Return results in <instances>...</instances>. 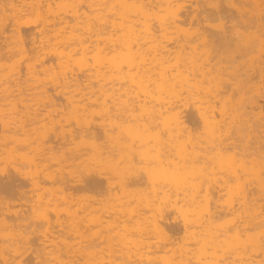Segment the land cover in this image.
<instances>
[{
	"label": "bare ground",
	"instance_id": "obj_1",
	"mask_svg": "<svg viewBox=\"0 0 264 264\" xmlns=\"http://www.w3.org/2000/svg\"><path fill=\"white\" fill-rule=\"evenodd\" d=\"M10 1L11 3H8L9 8L2 6L0 9L2 10V8L4 9L6 8L8 9V12H10V16L8 17L9 18L11 17V20H10L11 25L7 23L9 26H11L8 32L10 33V36L7 35L9 36V39L6 35L5 37L4 36H1V37L7 38L9 40V41L5 40V41H8L7 46L9 44L11 46L6 47V44H5V47H6L5 48L4 46L0 44L1 46L0 50H4V49L6 50V52H4L5 53L4 55H7L6 53L8 51H10V53L9 52L8 53L12 55L13 53L14 54L21 53V55H23L22 53L26 54V52H28L27 55H29V52H32L31 53L32 56H33V53H35V55L36 53H45L47 55L52 54V57L54 58L55 56V58L58 60L57 62L58 64H56L58 65L57 66L58 70L56 69L57 75L56 73H53L55 74L54 75L55 77L58 76L57 77L58 79H54L58 81V82L56 81L57 86L59 85L58 86L59 88L57 89L59 93L58 92L57 93L58 95L60 94L59 97L62 98L61 100L63 101V104H64L63 106L67 104V106H65L66 109L67 108L70 109L69 106L72 107V109L70 110L74 111L75 109L74 111L76 113L75 117L77 120L79 119L76 122H74L75 119L69 122L71 126L73 122L76 123V128L75 130H73L75 133L74 132L72 133V130L69 129L71 131V134L74 135L73 137H71V142H70V139L64 138L66 141L68 140L69 143L62 142L63 140H61V142L64 144V145L62 144L61 146L62 153H63L61 155L63 156L62 158H64L63 160L65 163V160H67L70 157L69 156L70 153L75 149L74 155L76 157H73V158H76L75 161L77 163H75L74 166H76L77 164V168L79 170V172L77 171V175L79 174L78 176H80V172L82 173L81 176L84 175L85 173L87 174V176H85L86 175L85 174L81 180L79 179L77 180L78 176L73 175V176H77L75 177L76 178L75 180H77V184H76L77 187H73V189L77 188L76 190H81L80 192L90 191L89 195L92 193L96 195L97 192L99 193L100 189L101 191L102 189H104L103 190L104 192L107 191V197H108V199H106L107 202L110 198L114 203V204H111L113 205V207L111 205L110 206L114 208L112 210H115L114 212L112 211V213L114 214L113 216L114 218H112L113 214L112 215L108 214L110 216L109 218L110 220H109L107 218L108 215L106 216L104 213L107 214V212L111 209V207L106 212L105 210H103L104 213L100 211L102 210V208L100 210L98 209L99 210L98 212L96 208V204H97L96 196L92 197V195H90L91 196V197L89 196L90 198H88L87 196L88 199L85 198L84 200L83 198H81V196L80 198L78 197L79 194H76L77 195L76 196L77 198H76L75 196H73L74 195L73 193H69V191H67L68 194L64 198H62L61 195H58L60 196L59 198L56 197L57 199L55 200L59 204L55 205L56 203L53 201L54 203L52 205H54V207L52 208L53 210H50V211H47L49 209V208L47 209V206L49 204L44 208L42 207V205H41L42 208L39 205V209H38L37 205L33 204L34 203L33 201L32 204L35 205L33 208L35 210V207H37L36 211L38 212V213L37 212L35 213H37L38 217L43 218V219L41 218L38 219L36 217L38 223L36 222V220L34 223L39 224V221L41 222V220H44L46 221V224H47V222H49L48 216H51L50 215L51 213L53 217H55L54 214L58 215L57 216L58 218L59 215L61 216L64 212H66L67 209H64L65 210L64 211L63 208H68L70 210L69 207L72 208V206L76 204V203L75 204L73 203V201H75L74 199H76L75 202H77V200L78 202L81 200L82 201L84 200V203L82 201L79 202V203H83V205L82 204L80 205L81 206L80 208H84L82 210L79 208L80 213L79 211L78 213L81 215V217L79 214L78 216L76 212H74L75 210L78 209V208L77 209L75 208L77 207V205L79 206V203H77V205L73 207L74 210H71L74 213L73 214L69 213V214L78 216V217L76 216L75 217L73 216V217L75 219L78 218L77 220H75L74 223H76V221L79 222L78 224L79 226L77 227L78 230L75 229L76 232L78 231L82 234L80 235L79 233V236H83L85 232L84 233L82 232L84 230L87 232L86 229L82 230V227L83 228L86 227L87 229L90 227L89 229H91V226L93 227L96 226L97 222L100 220V219L98 220L97 218L98 216L97 213H100V212H102L103 214L100 216L102 222L101 224H98L99 226L100 225L103 226L102 223L106 217L105 220L108 219L109 224L113 220H114V223L113 222L112 223L115 226L118 225L119 222H121L122 229L117 226L118 228L115 227L116 230H114L115 228L113 229L115 232L117 231V229H121L128 234L126 236V234L119 232V233H122V235L123 234L124 235L121 236L119 234L120 239L119 238L114 239L117 242H114V240H112L113 237L112 238L109 237L113 241L112 242L111 240H109L107 243L108 245L106 244L108 246L109 251L108 249H106V247L104 248V250L106 249L107 253L105 251H102L103 254L106 253L108 255L107 256L105 254L104 256L106 257L101 256L102 254H100V252L98 253L97 240H96L97 244H95L94 242L95 234H94L93 242H92V239L88 237L89 233H85L84 236L86 237V234L88 235L86 239L90 241V244L88 243V241L85 242V244L88 243V245H84V243H82L86 241V239L83 236L82 238L83 240L84 239L85 240L80 241L81 244L83 245H78L79 246L78 251L76 249L78 253L74 252L76 253L74 255H72L73 252L72 253L70 252L71 255H69V253L68 254L59 253L60 252L59 248H58L59 252L55 254L57 252V247L59 246L58 245L59 243H56L58 246L56 245V248H55L51 245L48 247L46 244L47 242L43 244L40 242L42 246H45V244L47 246V250L44 249L45 247L42 248V250L49 251V249L51 248V250L52 251L54 250L55 253H51V255L49 256H45V255L42 256V254L40 253L42 251L41 250L40 252L38 251L41 254V256L40 254L37 255L38 256L37 258H34L33 256V259L30 258L32 257L31 256L32 254L31 255L29 254L30 255V257L28 256L29 258L27 256L26 257L24 256L25 249L21 248V247H24L21 244L22 241L21 242L19 241L20 246L19 244H16V243L14 245V243L11 242V244H13V247L17 245L16 246L17 248L19 247L21 248V251L23 250V253L21 251H18L17 253L16 247H14L16 248L15 250L13 249L11 244H9L11 245L9 246L7 242L5 243L3 242L4 240H2L0 241L1 248L3 247L2 250L4 249L5 251L6 248H8V250L11 249L10 252H12V249H13L16 251L14 253L17 255L8 254L9 252L7 250H6L7 251V254H6V251L4 252L1 250L0 251V264H264V111L262 107L263 104L261 105L260 102L258 101L260 98L261 99L264 98L263 97L264 93L261 94L262 93L261 91L264 90L263 89L264 88V85H263L264 77H262L264 74L263 72L264 70L261 71V69H264L263 67L264 63L262 62L264 59V56H262L263 54H261L262 53L261 52L260 55L262 57L260 56V59L262 60L261 61L262 63H260V60L258 61L256 59L254 61L255 58L252 54L254 51L264 52V0H10ZM231 43H233L236 46V47L235 46L233 47H235V51H237V53L235 51L233 52L234 49H232ZM7 48H9V50ZM0 54H1V51H0ZM39 55L37 54L36 56L39 57ZM248 56H251V57L249 58ZM248 58H249V61H248ZM2 62H3V59H2ZM13 62L18 63V64H15L16 66L14 67H17L19 65V62L17 60H14ZM31 63H34V62H31ZM246 64L247 65L251 64V65L247 66ZM254 64H256L257 66ZM7 66L11 67V63L8 64ZM7 66L4 65V67H7ZM31 66L32 64L30 65V67ZM9 67H7L8 71H9ZM258 67L259 68L263 67V68H260V71L256 72ZM11 70L12 69L10 68V71H9L10 73H11ZM15 70H18V68ZM250 70H254V72L252 71L253 73H251ZM44 71L45 70L43 69V71L41 72L44 73ZM31 76L33 75H30V77ZM258 76L259 78H257ZM260 77L262 80L260 79ZM34 78L35 76L32 77L33 80ZM39 78H40V75H39ZM44 78L45 76L43 78L41 77L40 79L36 77L35 80L39 81L40 83H38L37 81H34V82L40 85L41 84L46 85V83L48 84L49 81L48 82L46 81L48 78H45V79ZM260 80L263 82V84L262 83L260 84L257 82V81L260 82ZM251 86L255 88L256 92H253L255 91L253 90L254 89L253 88L252 89L253 91H251L252 93H250V95H247L252 88ZM21 87L18 89H21ZM33 87H36V85ZM43 89H44V86H43ZM43 89L41 90V93L43 94L47 93L48 91L47 88H45L46 90L45 89L43 90ZM257 95H260V97L257 98L258 97ZM26 96H29V94ZM15 100L18 101L17 99H14V101ZM62 101H60V103H62ZM22 102L20 103L23 104ZM35 102L37 103V101ZM117 102L119 104H124L123 107L125 106L128 109L127 110L124 107L125 109H123V114L125 113L130 114V112H127V111H129V109L131 110V106H132V109H135L136 107L138 109L137 111H139V112H135L136 109L133 110L136 113V115L138 114L139 115L138 117L142 116V118H138V119H141L140 123H138L136 120H135L136 122L134 121L135 122L133 123L134 126L127 125V124H132L130 122L131 121L133 122L134 119H137L134 117L136 116L134 112H132L134 114L133 115L134 119L133 117L131 118V116L128 118V120L132 119L131 121L126 120L128 115L126 117L125 116L122 117L123 122H126V121L129 122V123L126 122V124L124 123L125 126L123 125V122H121L122 120L121 118L119 121L120 123H122L121 126L126 127L125 129L127 130V132L130 129H132L133 131V129L135 130L137 128L139 133H140V130H141V134L142 132L144 133L145 138H143L144 139L143 140L140 137L142 141L139 144L140 146L138 148L142 149L144 147V149H146L147 152L146 150L142 151L143 150L142 149L141 151L145 152V154L141 152L142 154H140L141 156L139 155L140 157L139 159L141 160L142 159L141 157L144 158V156L148 157V155L151 154L150 153L151 151L148 153L150 149L153 150L152 152H154L155 154V157H154L155 164L154 165L156 166H153V167L150 166V168L153 169L152 170L153 172L152 173L150 172L151 174L147 172L146 171L147 169L144 167L146 166V162H145L146 160L144 161L143 159V162L145 164L142 167H144V170L148 174L145 173V171L142 169L141 167L142 164L140 165L141 169L144 171L141 177L148 180V182L151 181V183L152 182L154 183L152 178H154L157 174H159L157 176L158 178L155 177L156 182L154 183L155 184L154 186H153V183L151 184L149 182V184L152 185L150 186L151 189H154L153 191H155L153 194L155 196L154 201L151 200L152 197L149 199L150 201H152L151 202L152 205L147 199L149 198L148 195L149 193H151L152 190L150 189V192L147 195V192H148L147 189H149L150 187L146 188V186L148 185L146 183L147 181L144 179H143L145 181L144 184H146L145 187L142 185L144 182L143 181L140 183V187H142V189L138 188L139 187L138 178H140V175L137 174L139 177L134 174L132 175V172H133V169L131 167L132 163H129L130 160H129V157H127V155L125 156L128 158L129 161L123 164L126 170L124 171L127 172V169L131 167L130 169H132V171L129 170L131 175L134 176V178L138 177L137 178L138 180L135 178L136 181L133 179H130L128 181L126 180L127 182L125 183L122 182L123 180L125 181V178L127 179L128 177L130 178L132 176L130 175L125 176L126 173L122 171L123 169L121 170V168H119L121 170V171L119 170V172L120 173L122 172L121 175L125 177L124 179H121L122 181L120 182L122 183L118 184L116 188L112 182L110 183L111 180L108 179V177L104 174L105 172V169H104V172L102 173L103 174L102 177L106 176L104 180L108 179L109 182L108 181L107 182L110 183V186L113 185L114 190L117 189L115 191L112 189L109 190L106 187V186L109 187V185H105V187L109 190L110 195H108V190L106 188H101L104 186V183L106 181L105 182L102 181L101 183L100 181L101 178L97 177L99 172L97 171L98 169L96 167L98 166L99 161L101 164L103 161L99 159V157H101L102 155L101 154L102 148L106 144V142H109V143L111 142L110 139L113 137H109L110 135H112L109 133L111 131L115 132L114 124L118 122L115 120L116 123L114 124L111 123V121H109V118L111 117H109L110 115L107 113L108 111L106 112L105 110H108V108H110L109 106H111V108L109 109L110 110L109 113L113 112L114 114L112 113L111 116L113 117L114 115V118H116L115 117L116 114L114 112L115 107L113 105L114 104L117 105L118 104ZM11 103L12 102H10V104ZM26 104H23V105H26ZM12 105L15 106L14 104ZM17 106L18 105H16V108L18 110L19 106L18 107ZM28 106H26L27 109H29ZM116 108H118V105L116 106ZM66 109H64L65 112L63 113H66ZM111 109H112V112H111ZM139 109L141 110V112ZM124 110L125 111L127 110V111L124 112ZM103 111L105 112L103 113ZM121 111H122V106H121ZM13 113H15V111ZM106 113L109 116L103 115ZM24 115L27 116L26 114ZM101 115L107 116L108 121L106 120V117L104 121L106 120L109 123L107 124L102 123L101 120L103 118L97 121L96 118L98 119V117H100ZM24 118H27V117H24ZM114 118H111V119H114ZM63 119H61L62 122H63ZM68 121L69 119L67 120V122ZM23 122H24V119H23ZM20 123L22 124V121ZM74 123L73 125L75 126ZM253 123H255L257 127H255ZM63 124L61 128H64ZM117 124L115 126H117ZM5 125L6 124H4V126ZM66 125H67V128H69L67 123ZM4 126L2 127L4 128ZM121 126H120V129H121ZM27 127H28V124H27ZM34 128H35L34 130L36 131L34 132L37 133L36 126H34ZM257 128H258V131L256 130ZM121 130H120V133H121ZM11 131H13V129ZM64 131H62V133L66 132ZM244 131H246V134L247 132L249 133L250 135L249 137H251L252 133L259 134L261 132V134L262 133L263 134L262 135L260 134V137H259L260 140H257V142H255L252 139L253 142L256 143L254 144L252 141L249 142L251 138L250 140H248L249 137L244 136ZM102 133L105 134L106 137L109 135L108 139L110 138L109 139L110 141L107 140L105 144L103 143L105 138L104 139H101L102 137L100 138V135ZM65 134L64 136H66ZM141 134L139 135L138 132L136 133L137 136L138 135L142 136ZM253 134H252V137H253ZM67 135H70V133ZM223 135H225V137L228 135L226 139L225 137H223L224 140L227 141L229 136H231L232 138L230 140L231 141L233 140L232 142L228 140L227 142H230V143H227V145L224 144L226 145V147L222 144V142L223 143L226 142V141H222L221 136ZM257 135H255V138L257 137ZM114 136L116 137V135ZM122 136H125V133ZM132 136L134 137L133 133H132ZM27 137L28 136H26V140L29 139V137L28 138ZM37 137L40 138L39 136ZM62 137H63V134H62ZM66 138H68V136H66ZM72 138H74L75 141L77 140L78 141L74 142L73 144ZM119 138H120L119 143L121 144L123 143V145L126 142L128 143V140L132 141L131 139H129L131 138L130 136L128 137V139L124 138L127 141L123 139V141L125 142L121 141V135H119ZM135 138L136 137H134V139ZM115 139H117L116 140V143H117L118 137ZM134 139L132 143L136 144L135 141L137 140L134 141ZM217 139H221V140L217 141ZM10 140L13 141V138L12 139L10 138ZM31 140H32V137H31ZM101 140H103V142ZM139 140L140 139H138V141ZM166 140L170 141L171 145H170V142L168 143L166 142ZM247 141L250 143V145ZM202 142H203V146L200 144ZM206 142L209 144L210 142H213L212 144L216 143L219 148H221V146H224V149H223L224 151L226 149L225 153L222 152L223 153L222 155L221 153H218L219 156L218 157L215 156L217 157V159L215 158V160H217L216 164H218L220 167L218 166L217 168V165L215 163L214 164L216 165V168L218 170H220L221 168V170L223 169L224 171L222 172L220 170L221 173L220 172L219 173L221 175L219 176V179L223 177L222 174L223 175L225 174L224 178H222L221 180L223 181V183L225 182L226 187L224 186V184L223 185L219 184L220 187L223 186L221 189L225 192V190L223 189L225 188L227 191L225 193H228V194H231L232 192L234 193V196H233L234 200H232L233 197L230 196L232 198L231 200L234 201V203L230 201V203H232L230 206L232 205L233 206L231 208L228 207L229 208L228 211H224L222 209V206L224 204L225 205L229 204L228 203L229 197H227L229 195H226L228 199L223 198V197L220 198L221 196H223L224 192L222 193L221 191H219L220 187L218 186L217 183L220 180L216 181L218 170L216 171L217 173L212 170L213 162H215L214 158H213L214 161L211 160L212 164H209L211 165V167L209 166V170L213 171L212 174L214 175V173H216L215 174L216 176H212L211 174L212 178H210V176H208L207 174L208 165L205 167L207 163L203 165L205 162H202L205 154L207 153V151H205L206 150L205 148H207L205 146L208 145ZM4 143L5 142H3V145ZM219 143H221V146L219 145ZM72 144L74 145L73 147L70 146ZM128 144H131V142H129ZM151 144H153V146ZM166 144H167V149H169L168 151L170 152H168L167 149L165 148ZM123 145L121 146L124 147ZM210 145H208V148H207V150L209 151L211 150L210 153L214 152V149L215 150L219 149V148H216L217 145L215 144L214 145L216 147L214 149H213L214 145L213 147L212 146L210 147ZM32 146H35V145L33 144ZM113 146L114 147H112V145L107 146L110 148L109 150L107 148L108 155H110V150H114V149H111V147L115 148L116 146L118 147L119 145H116V146L113 145ZM122 147L119 146L118 150L120 151V148H121V151H122V149H124ZM134 147L135 146L130 148L128 146V148L126 149L130 148L129 150H132ZM209 147L211 149H209ZM104 148H103V151H104ZM116 148L115 150H117ZM37 149L36 151L38 153ZM54 149L55 147L53 148V150ZM126 149L123 151L127 152ZM139 149L137 150L138 153H139ZM201 149H203L204 151ZM41 150H43L42 147L40 148V153H41ZM115 150L112 151V154L115 153ZM129 150L127 154H129L132 157V154H130ZM165 150L168 152V154H165ZM199 150L202 154L201 153L198 154ZM134 151L135 153L137 152L135 148H134ZM217 151L218 150H216L215 152L216 154L214 153L213 155H217ZM52 152L53 151H51V153ZM107 153L105 155H107ZM138 153H136L137 159L133 158L135 155L132 157V159H136L134 160L135 163L138 160V156H137ZM147 153L148 155H146ZM210 153L209 155H206L205 157L206 161L209 160V158L213 157L212 154L210 157ZM46 154H47V150H46ZM66 154H69L68 158ZM104 154L103 156H105ZM116 154L117 153H115V155ZM43 155H45V153H43ZM200 155H204L202 159H201L202 156ZM72 156L73 155H71L69 160L72 158ZM153 156L154 155L152 153L151 157ZM108 157L106 158L105 156L104 158L106 159L105 160L106 162L103 161L107 163L106 166H108V164L110 163H113L112 165H115V167L116 165H117V168L121 167L119 166V164L121 165L122 160L115 162L117 158L113 157L112 155L110 157H112L111 159L115 158L113 160L115 163L112 162V160H110V163H109L108 161L110 158ZM198 157L201 159V162ZM13 158H16V157H13ZM35 158L37 159V157ZM3 159H6V158L3 157ZM43 159L45 160L44 156H43ZM16 160L18 159L16 158ZM16 160L14 159V161ZM4 161L5 160H3V162ZM153 161H149V162H153ZM35 162L31 161V163L33 164ZM39 162L40 161H37V163L35 164L36 168L39 167L38 165H41L39 164ZM139 164L140 163H138V165ZM147 164L152 165L151 163H147ZM6 165H9V164H6ZM68 165L69 167L71 166L70 163ZM49 166L50 165H48V168ZM65 166L67 165L65 164ZM133 167H135V165ZM146 167H149V166H146ZM154 167L155 169H157L156 167H158L157 171L159 172V173H156L155 175L153 174L155 173ZM136 168L138 169V167ZM93 170H94V173L91 172ZM142 170L138 172L142 173L143 172ZM82 171H84L85 173L83 174ZM114 171L115 170H113V172ZM35 172H31V173L33 174ZM62 172H63V169H62ZM91 173L96 176L91 175ZM120 173H118V175ZM209 173H211V171H209ZM70 174H73V173H70ZM68 175L69 174H67V176ZM127 175H128V172H127ZM54 176H55V173H54ZM148 177H151V178L149 179ZM214 177H215V180L212 181ZM142 178H140L141 181H142ZM115 179H117V176ZM67 180H68V177H67ZM75 180H73V183L76 182ZM222 181H220L219 183H221ZM14 182H16V180ZM135 183L138 187L134 185ZM14 184L10 182L8 185L10 187L17 186ZM73 185L75 186V184ZM133 185H134V188H133ZM216 186H218L217 187L218 190ZM44 187L46 186L44 185ZM57 187H58L57 189H59V185ZM143 187H144V190L146 188L147 190L146 192L143 190ZM46 188L47 190L50 189L51 191L52 190L54 191V189L56 190V186L55 188H52V187L50 188V186H47ZM68 188L69 190L70 188H72L71 183L69 185L66 179H64V181L62 179V186H60L59 190L66 191L68 190ZM137 189H140V190H137ZM33 190H34V187H33ZM7 191H8V188H7ZM57 191L58 190H56V193ZM64 191H63V194H64ZM8 193L9 192L5 193V195ZM220 193H222V195H220ZM70 194H73L72 196L75 197L72 201L73 205L71 203V206L69 205L70 201L72 200L70 199L72 198L69 196ZM51 195L55 196L54 193ZM51 195L49 192V196ZM99 195L97 196V200L100 199V198L98 199ZM103 195L104 194H102L100 197H103ZM150 195L152 196V193ZM104 196L106 197V194ZM60 198H61V201L59 200ZM102 199H104V197ZM223 199L225 200L223 201ZM2 200L0 197L1 202ZM86 200H89L91 203L89 202L90 203L89 204L87 201L86 202L87 204H86L85 203ZM220 200L223 203H221ZM225 201L226 203H224ZM39 202H40V199H39ZM61 202L62 204L64 203V205L60 204ZM100 202L103 204L105 203L104 201H100ZM111 202L109 201L106 204H109ZM144 202H146V204ZM134 203H135V206H132ZM2 204L5 206L4 203ZM103 204H101L100 207H103ZM3 205L2 207L4 208ZM15 205L16 203L14 204V206ZM52 205L50 204V206ZM59 205H62V207L63 206L64 207L60 209ZM98 205L99 204H97V206ZM107 206L108 205L104 207H107ZM145 206L147 208H145ZM2 207L0 205V208ZM223 208L227 209V207H224V206ZM60 211H64V212L61 213ZM33 212H34L33 210L29 212L30 215ZM15 213L19 214V212L17 211H14V215ZM121 213H124L122 215L124 219L123 218L121 219L120 217ZM10 214L12 213L9 212V215ZM25 214L23 215L26 216L27 214L26 215ZM145 214L146 215L149 214V215H147L146 217ZM66 215H68L67 212H66ZM103 215H105L104 218H102ZM32 216L31 218H34ZM142 219L146 220L147 222H149V224L152 225L151 227H148L147 225L149 224H147L146 225L147 228L144 227L145 230L146 229L148 230V228L149 230L150 228H153V230L152 229L151 230H152V235L154 236H151L150 240L143 239L144 237L143 235H142L143 237L138 236V239L141 238L142 240L133 239L134 234L131 233L133 231L130 226L138 224V222H140L138 220L142 221ZM2 220L4 221L3 218ZM2 220H0V223H2L1 222ZM7 220L8 219H6L5 221V225H8L9 223ZM32 220L34 221V219ZM116 222L118 223L116 224ZM12 223H14V221ZM74 223L72 222V224ZM85 223H87V225H85ZM144 223L145 221L143 222L141 227L144 225ZM3 224L4 222L2 223V226H4ZM29 224H31V222ZM72 224L70 222V225ZM40 225H45V223L39 224V227ZM29 226H27V228ZM67 226H69V224ZM74 226H77V224H75ZM101 226L100 228H102ZM108 226H111V225H108ZM5 227L7 226H4V228ZM43 227L45 226H41V228ZM35 228H34V231L38 229L37 228L35 230ZM102 229H105V228H102ZM6 230H9V229H6ZM25 230L23 231L24 234H25ZM97 230H101V229H97ZM97 230L95 228V230L91 232H94ZM111 231L112 230L108 231L107 233H110ZM101 232L102 231H100V234ZM12 233L14 232H11V235H9V233L5 234L6 236L2 234L1 235L3 237L5 236L6 237V238L4 237L5 239H7L9 235V238H8L9 240L10 237H12L13 235ZM97 233L99 232L97 231ZM105 233L103 230V234ZM15 234L13 236L14 238L16 237L17 239V237L19 236H16L17 234L16 235ZM103 234L100 237H102ZM111 234H114V233H110V235ZM72 235L76 236V234H72ZM91 235H93V233ZM128 235H130V237ZM135 235L137 237V233ZM106 236L108 235H105V237ZM113 236H116V235L114 234ZM98 237L99 235L98 236L96 235L97 239ZM22 238L24 239V236ZM39 238L41 237H38V239ZM77 239L80 240L79 238ZM100 239L98 241H100ZM17 240H19V238ZM33 240H34L33 244L37 245V243H34L36 242V240L35 239ZM47 240L49 241V239ZM68 240H70V238ZM75 240L76 239H74L73 241ZM29 242H27V245L29 244ZM75 242H77V240ZM80 242L78 241V244ZM91 242L94 244H92ZM100 242L102 244V241ZM4 243L8 246H6ZM31 243L32 242H30V245L32 246ZM68 243L72 244L73 242L71 243L68 242ZM68 243H66L65 246L68 245ZM34 245L32 247L35 248ZM41 245L39 244L37 246L40 247ZM52 245L54 244L52 243ZM72 245L71 246L69 245L70 248L68 246L66 247L72 250V248L74 247V246L72 247ZM74 245H76L75 247H77L76 243ZM106 245H102V246H106ZM102 246H99L100 249L102 248ZM60 248L62 249V246ZM29 249L31 250L33 248L29 246ZM51 250L49 252L43 251V253L49 254L50 252H52ZM62 251L66 252L65 249H62L61 252ZM29 252L31 253L33 252V250ZM108 252L110 253L108 254ZM36 254L34 253V255ZM18 255L19 256L23 255V256H21L22 258H17L16 256Z\"/></svg>",
	"mask_w": 264,
	"mask_h": 264
},
{
	"label": "rangeland",
	"instance_id": "obj_2",
	"mask_svg": "<svg viewBox=\"0 0 264 264\" xmlns=\"http://www.w3.org/2000/svg\"><path fill=\"white\" fill-rule=\"evenodd\" d=\"M0 2H1V6H0V8L3 6V7H7V8H9V4L8 3H11V1L10 0H0ZM3 4V5H2ZM6 9V8H5ZM4 8H2V10L0 9V44L2 45V46H4L5 47V44H6V47H8V46H11L10 44L7 46V43H8V39H9V36H10V33H8L9 32V30H10V28H11V26H9L8 24H10L11 25V17L9 18L8 16H10V12H8V9H6L5 10ZM7 11V12H6ZM3 12V13H2ZM5 13V14H4ZM7 13V14H6ZM2 14V15H1ZM9 14V15H8ZM7 17H6V16ZM7 19V20H6ZM9 19V20H8ZM6 20V21H5ZM3 23V24H2ZM8 23V24H7ZM49 23H50V21H49ZM6 25V26H5ZM4 27H5V29H4ZM8 29V30H7ZM2 30H3V32H2ZM5 35L7 36V35H9V36H7L8 37V39L7 38H4L5 37ZM1 36H4V37H1ZM11 39V38H10ZM5 40H8V41H5ZM3 41V42H2ZM5 42V43H4ZM9 43H11V42H9ZM234 43V42H233ZM233 43H231V47H232V49H234L233 50V52L235 51V45L233 44ZM237 43V42H236ZM233 46H235V47H233ZM3 47V48H4ZM5 47V48H6ZM0 48H1V46H0ZM10 48V47H9ZM9 48H7L8 50H9ZM263 48V47H262ZM237 50V49H236ZM239 50V49H238ZM256 50H258V49H256ZM263 50V49H262ZM1 51V57H0V59H1V61H0V119H2V120H0V162H1V166H0V197H1V200H2V198H3V200H4V202H3V200H2V202L0 203V205H1V207H2V203H4L5 204V206H4V208L2 207V208H0V212L1 211H3V212H1L0 214V220H2V218L4 219V221L2 220L1 222L3 223L4 222V226H7V227H5L4 228V226H2V223H0V241H2V240H4L3 242H7V244L9 245V244H11V242L12 243H14V245H15V243L16 244H19V246H20V242H21V244H22V246H24V247H21V248H23V249H25V251H24V256L26 257H30V255L32 256V257H30V258H32L33 259V256H34V258H37L38 256L37 255H39L40 253L42 254V256L43 255H45V256H49V255H51V253H55V251L53 252L52 250H51V248L49 249V251L51 250L52 252H50L49 254L48 253H43V251H45V250H47V246L49 247L50 245L51 246H53V247H55L56 248V243H59L57 246V252L55 253V254H57L59 251V253H65V254H68L69 253V255H71L70 254V252L72 253V255H74V254H76V253H78L77 251H78V248H79V246L78 245H83V244H81V240H83V236L85 235V233H89L88 235L86 234V237L84 236V238L86 239L87 238V236L89 237V238H91L92 239V242H93V237H94V234H95V237H94V242H95V244H97L98 245V253L100 252V254H102L101 256H104L106 253H107V251H106V249H108V241L109 240H111L110 238H112V240H114L115 238H119L120 237V235L121 236H123L124 234H126V236H127V234L128 233H126V232H124L123 230H121L122 229V225H121V222H116V224L118 223V225H114L113 223H114V220L112 219V218H114L113 216H114V214L112 213V211L114 212L115 210H112V209H114V208H112L113 207V205H111V204H114L113 203V201L109 198V200H108V202L110 201H112L111 203H109V204H106V203H108L107 202V200L106 199H108V197H107V191H103L104 189H102V191H101V189L99 190V193L97 192L96 193V195L94 194V193H92V194H90V195H92V197H94V196H96V203L97 204H99L98 206H97V204H96V208H97V210L99 209H101L102 208V210H100V211H102L103 212V210H105V212L106 211H108L109 209H110V207H111V209L107 212V214L106 213H104L106 216L108 215V214H113L112 215V220L113 221H111V223L109 224L108 223V221L110 220L109 218H110V216L108 215L107 216V218L109 219H107V220H105L106 219V217H105V219L103 220V223H102V225L103 226H101L102 228H105V229H102V228H100V226L98 225V224H101V215L103 214L102 212H100V213H97V218H98V222H97V224H96V226L95 227H93V226H91V229H93V230H95V228H96V230L97 229H101V230H97L99 233H97V231H94V232H91V231H93V230H91V229H87L86 227H82V230L83 229H86L87 230V232L84 230L82 233H84L83 234V236H79V233L80 232H76L75 231V229L76 230H78V224H79V222H77L76 221V223H74L75 222V220H77V219H75L74 217L76 216H74V215H71V214H69V213H74V212H76V214L78 215L79 213H80V209L82 210V209H84V208H80L81 206V204L83 205V203H84V200H85V198H87V196H88V198H90L91 196L89 195V193H90V191H82V192H80L81 190H76V189H73V187H77L76 186V184H77V180L79 179V180H81L82 179V177L86 174L84 171H82L83 172V174L84 175H82L81 176V172H80V176H78L77 175V171L79 172V170H78V168H77V164H76V166H74L75 165V163H77L75 160H76V158H73V157H76L75 155H74V153H75V149L70 153V155L69 154H66L67 155V158L70 156L71 157V155H73L72 156V158L70 159L71 161H72V163H74V164H72L71 163V161L69 160V158L67 159L68 161H69V163H70V167H69V163H68V161L67 160H65V163H64V158H62L63 156L61 155V154H63L62 153V149H61V146H62V142H67V143H69V141L67 140H65V139H70V142H71V137H73L74 135L73 134H71V131L69 130V129H71L72 130V133L74 132L73 130H75V128H76V123H74V122H76V121H78L77 119H76V117H75V115H76V113L74 112L75 111V109H74V111L73 110H70V109H72V107L71 106H69L70 107V109L69 108H67L66 109V107L65 106H67V104L65 105V106H63L64 104H63V101L61 100L62 98H60L59 97V95H58V86H57V80H54V79H58L57 77H55L54 75L55 74H53V73H56V75H57V71H56V69L58 70V68H57V66L58 65H56V64H58L57 62H58V60L55 58V56H54V58L52 57V54H49V55H47V54H45V53H36V55L38 54H40L39 55V57L38 56H36L35 55V53H33V56H32V52H29V55H27V53L28 52H26V54L25 53H22L23 55H21V53L19 54V53H17V54H14L13 53V55L12 54H9L10 53V51H8L6 54L7 55H4L5 53L4 52H6V50L4 49V50H0ZM260 51V50H259ZM236 53H237V51H235ZM256 52V53H255ZM262 52V53H261ZM12 53V52H11ZM260 53L261 54H263L262 56H264V52L263 51H260V52H258V51H254L252 54H253V56H254V61L257 59L258 61L260 60V63H264V59H263V61L260 59ZM19 54V55H18ZM25 54V55H24ZM42 54H44V55H42ZM239 54V53H238ZM258 54H259V56H258ZM37 58H36V57ZM41 56V57H40ZM261 56V57H262ZM9 57H10V59H9ZM23 57V58H22ZM32 57V58H31ZM249 58L251 57V56H248ZM16 58V59H15ZM26 58V59H25ZM36 58V59H35ZM52 58H53V60H52ZM249 58H248V61H249ZM2 59H3V62H4V60H5V62L3 63L2 62ZM9 59V60H8ZM19 59V60H18ZM29 59H31V60H29ZM35 59V60H34ZM39 59V60H38ZM50 59V60H49ZM14 60H17L18 62H19V65L17 66V67H14V66H16L15 64H18L17 62H13ZM38 60V61H37ZM6 61H8V62H6ZM54 61V62H53ZM262 61V62H261ZM31 62H34V63H31ZM51 62H52V64H51ZM252 62V61H251ZM250 62V63H251ZM3 65H2V64ZM11 63V67H9V66H7L8 64H10ZM26 63V64H25ZM27 63H29V64H27ZM53 63H55V64H53ZM248 63V62H247ZM25 66H24V65ZM32 64V66L30 67V65ZM46 64V65H45ZM257 64H258V62H257ZM4 65H6L7 67H9V71H10V68L12 69L11 70V73H13V74H11L9 71H8V68L7 67H4ZM35 65V66H34ZM55 65V66H54ZM247 65V64H246ZM249 65V64H248ZM247 65V66H248ZM251 65V64H250ZM249 65V66H250ZM254 65H256V64H254ZM260 65V64H259ZM39 66V67H38ZM43 66H44V68H43ZM257 66V65H256ZM261 66V65H260ZM4 68V70H3V68ZM36 67V68H35ZM263 67H264V65H263ZM263 67H260V68H263ZM7 68V69H6ZM18 68V70H15V69H17ZM49 68V69H48ZM55 68V69H54ZM250 68V67H249ZM260 68L258 67L257 68V70H256V72L257 71H260ZM6 69V70H5ZM27 69V70H26ZM34 69V70H33ZM43 69L45 70L44 71V73L43 72H41V71H43ZM48 69V70H47ZM253 69H255V68H253ZM14 70V71H13ZM53 71V72H51V71ZM55 70V71H54ZM264 69H261V71H263ZM4 71V72H3ZM13 71V72H12ZM15 71H16V73H15ZM21 71V72H20ZM25 71V72H24ZM50 71V72H49ZM251 71V73H253L254 72V70H250ZM253 71V72H252ZM23 72V73H22ZM264 72V71H263ZM6 76V78H5V76L3 75V74ZM27 73V74H26ZM40 73V74H39ZM41 73H43V74H41ZM48 73V74H47ZM7 74V75H6ZM2 75H3V77H2ZM11 75V76H10ZM18 75H22L21 77L20 76H18ZM30 75H33V76H31L30 77ZM39 75H40V78L42 77H44L45 76V78H48L46 81L48 82L49 81V83L47 84L46 83V85H40V84H37V83H35L34 81H37V80H35V78L37 77L38 79H40L39 78ZM255 75H256V73H255ZM8 76V77H7ZM16 76V77H15ZM30 78H28V77ZM35 76V78H34V80L32 79V77H34ZM53 76V77H52ZM11 77V78H10ZM52 77V78H51ZM262 77H264V74H263V76ZM19 78V79H18ZM23 78H24V80H23ZM44 78V79H45ZM257 78H259V76L257 77ZM257 78H256V80H257ZM260 79H261V77H260ZM264 79V78H263ZM25 82H23V81ZM54 80V81H53ZM259 80V79H258ZM262 80V79H261ZM260 80V82L259 81H257L258 83H262L263 84V82ZM2 81V82H1ZM19 81V82H18ZM45 81V82H46ZM57 81V82H56ZM9 82V83H8ZM31 84H30V83ZM38 83H40L39 81H37ZM44 82V81H43ZM42 82V83H43ZM51 82V83H50ZM21 83V84H20ZM33 83V84H32ZM55 83H56V85H55ZM2 84V85H1ZM18 84H19V86H18ZM36 85V87H33V86H35ZM25 87H24V86ZM54 85V86H53ZM264 85V84H263ZM262 85V86H263ZM22 86V87H21ZM28 88H27V87ZM43 86H44V89L45 88H47V93H41V90L43 89ZM46 86V87H45ZM51 86V87H50ZM7 89H6V88ZM21 87V89H18V88H20ZM30 87V88H29ZM252 87V86H251ZM250 87V88H251ZM10 88H12V89H10ZM55 88V89H54ZM247 88V87H246ZM245 88V89H246ZM254 87H252L251 88V90H250V92L247 94V95H250V93H252L251 91H253V90H255V88L253 89ZM14 89V90H13ZM17 89V90H16ZM24 91H23V90ZM27 89V90H26ZM38 89V90H37ZM43 89V90H44ZM253 89V90H252ZM264 89V88H263ZM46 90V89H45ZM248 90V89H247ZM246 90V91H247ZM12 91V92H11ZM264 91V90H263ZM263 91H261L262 93L261 94H263L264 92ZM9 92V93H8ZM11 92V93H10ZM13 92H15V93H13ZM58 92V93H57ZM253 92H256V90L255 91H253ZM35 93H36V95H35ZM40 95H38V94ZM51 93V94H50ZM8 94V95H7ZM24 94V95H23ZM29 94V96H26V95H28ZM254 94V93H253ZM260 94V95H261ZM6 95V96H5ZM16 95V96H15ZM19 95V96H18ZM260 95H257L258 97L257 98H259L260 97ZM36 96V97H35ZM39 96V97H38ZM15 97V98H14ZM24 97H25V99H24ZM43 97V98H42ZM262 97V96H261ZM263 97H264V94H263ZM3 98V99H2ZM32 98V99H31ZM36 98V99H35ZM60 98V99H59ZM14 99H17L18 101H14ZM28 101H27V100ZM41 99V100H40ZM44 99V100H43ZM4 100V101H3ZM13 100V101H12ZM33 100V101H32ZM37 101V103L35 102V101ZM49 100H50V102H49ZM55 100V101H54ZM22 102L23 104H26V105H23V104H21L20 102ZM27 101V102H26ZM52 101V102H51ZM60 101H62V103H60ZM259 102H260V104L262 105V107H263V111H264V98H260L259 100H258ZM10 102H12L11 104H10ZM18 102V103H17ZM10 105H9V104ZM16 103V104H15ZM118 103V102H117ZM121 103V102H120ZM12 104H14L15 106H13ZM20 104V105H19ZM30 104V105H29ZM35 104V105H34ZM59 104H61V105H59ZM16 105H18L19 106V108H18V110H17V108H16ZM29 105V106H28ZM37 105V106H36ZM110 105H112V104H110ZM118 105V108H116V106ZM114 104L113 106L115 107V117L116 118H114V115H113V117L111 116L112 115V109H111V112L112 113H109L110 112V108H111V106H109L110 108H108V110H105L107 113L106 114H103V115H107V116H109V117H111V118H114V119H111V118H109V121H111V123H116V121H120V118L122 119L121 120V122H123V116H127V118H126V120H128V118L131 116V118L133 117V113L132 112H134L133 110H135V112H139V111H137L138 109L135 107V109H132V106H131V110L129 109V111H127V112H130V114L129 113H125V114H123V109H125L124 107H123V105L124 104ZM17 106V107H18ZM22 106H23V108H22ZM25 106V107H24ZM26 106H28V108L29 109H27L26 108ZM32 106H34V107H32ZM61 106V107H60ZM121 106H122V111H121ZM38 107H39V109H38ZM119 108H120V110H119ZM129 108V107H128ZM134 108V107H133ZM2 109V110H1ZM41 109V110H40ZM64 109H66V113H63V112H65V110ZM70 111H69V110ZM6 112H5V111ZM15 111V113H13L14 111ZM29 110V111H28ZM35 110V111H34ZM38 110H40V111H38ZM63 110V111H62ZM140 110V109H139ZM8 111V112H7ZM33 111V112H32ZM38 111V112H37ZM62 111V112H61ZM72 111V112H71ZM105 111H103V113L105 112ZM118 111V112H117ZM125 110H124V112H126ZM31 112V113H30ZM70 112V113H69ZM120 112V113H119ZM134 112V113H135ZM140 112H141V110H140ZM7 115H6V114ZM22 113V114H21ZM63 113V114H62ZM73 113H74V115H73ZM9 114H11V115H9ZM21 114V115H20ZM24 114H26L27 116H25ZM31 114H33V115H31ZM64 114H66V115H64ZM69 114V115H68ZM114 114V113H113ZM9 115V116H8ZM18 115V116H17ZM29 115V116H28ZM69 117H71V118H69ZM71 115V116H70ZM103 115H101L100 117H98V119L96 118V120L97 121H99V120H101L102 118V123H104V124H107V123H109V122H107L108 121V119H107V116H103ZM135 115H136V113H135ZM27 117V118H24V117ZM34 116V117H33ZM39 116H40V118H39ZM66 116V117H65ZM74 118H73V117ZM137 116V117H136ZM136 116H134L135 118H137V119H134V117H133V122L129 119L128 121H131L130 123H132V124H127V125H133L134 126V124L133 123H135L136 121L138 122V123H140L141 122V119H138V118H142V116H141V114H140V116L141 117H138L139 115L137 114ZM10 117V118H9ZM17 117V118H16ZM105 117H106V120L104 121V119H105ZM119 117V118H118ZM35 118V119H34ZM64 118V119H63ZM69 119V121L67 122V120ZM23 119H24V122H23ZM32 119H33V121H32ZM38 119H39V121H38ZM60 119V120H59ZM61 119H63V122H62V120ZM67 119V120H66ZM73 119H75L74 120V124H75V126L73 125V123H72V126H71V124L69 123L70 121H73ZM111 119V120H110ZM119 119V120H118ZM26 120V121H25ZM28 120V121H27ZM116 120V121H115ZM125 120V121H126ZM136 120V121H135ZM13 121H14V123H13ZM22 121V124L20 123ZM36 121V122H35ZM66 121V122H65ZM100 121V122H101ZM114 121V122H113ZM135 121V122H134ZM5 122V123H4ZM17 122V123H16ZM19 122V123H18ZM33 122H34V124H33ZM62 122V123H61ZM117 122V123H118ZM127 122V121H126ZM126 122H123V125H124V123L126 124ZM30 123V124H29ZM32 123V124H31ZM38 123V124H37ZM52 123V124H51ZM64 123V124H63ZM66 123L68 124V127L69 128H67V125H66ZM116 123V124H117ZM127 123H129V122H127ZM4 124H6L7 125V127H6V125L4 126ZM17 124V125H16ZM27 124H28V127H27ZM60 124H61V126H60ZM62 124L64 125V128L66 129H64V128H61L62 127ZM69 124H70V126H69ZM116 124H114V130H115V132H113V131H111L109 134H112V135H108L109 137H113V138H109L110 140H111V142H113V143H109V142H106L107 140H109L108 139V136L106 137V135L105 134H103L104 135V137H103V135L101 134L100 135V138L101 139H104L105 138V140H104V142H103V140H101L104 144H105V142H106V144L103 146V148L104 147H106V148H104V151H105V149H106V153L108 152V150L110 149L109 147H107V146H111L112 145V147H114L113 145H119L120 147H122L121 145H123V143L121 144V143H119L120 141H119V135H121V141H123V139L125 138H127L128 139V137L130 136L131 138H129V139H131L132 141H130V140H128V143L129 142H131V144H128L127 142V144L126 143H124V147H122V148H124V149H122V151H121V148H120V151L118 150L119 149V146L116 148L117 150H115V148H112L111 147V149H114L115 150V153H117L116 155H115V153L114 154H112V151H114V150H110V155H108V153H107V155L109 156H107V155H105L106 153L103 151V148H102V155H101V157H99V159H101V161L103 160V161H105L106 159L104 158L105 156H106V158L108 157V158H110L109 159V161H108V159H107V161L110 163V160H112V162H114L113 160L115 159V158H117V160L115 161V162H118L119 160H122V162H121V165L119 164V166H121V167H118L117 168V165H116V167H115V165H112L113 163H110V164H108V166H106L107 165V163H105V162H103L102 161V164L100 163V161H99V163H98V166L96 167L98 170V172H99V174L97 175V177L98 178H101L100 179V181H101V183H102V181L103 182H105L104 183V186L103 187H101V188H108L109 190L110 189H112V190H114V187H113V185L117 188V186H118V184H121L122 182H127L128 180H130V179H133V180H135V178L137 179L139 176L138 175H140V178H142L141 176H142V174L144 173V167L147 169L146 171L147 172H153L152 170V168H150V166H156V165H154L155 164V160H154V157H155V154H154V152H152L153 150H149L148 151V153L150 152L151 154L153 153V157H151V154L150 155H148V153L146 154V155H148V157L146 156H144V158L143 157H141L142 159L140 160L139 158V155L140 154H142V153H144L145 154V152H142V151H145L146 149H144V147L142 148V149H139L138 147L140 146L139 144L141 143V138L143 139V138H145V136H144V133L142 132V134H141V130H140V133H139V131L137 130V128L135 129V130H137V131H135L134 129H133V131H132V129H130L128 132H127V130L125 129L126 127H124V126H121L122 125V123H118L117 124V126H115ZM120 124V125H119ZM137 124V123H136ZM135 124V125H136ZM19 125V126H18ZM253 125H255V127H257V125L255 124V123H253ZM2 126H4V128L2 127ZM18 126V127H17ZM34 126H36V130H37V133H35L36 131L34 130L35 128H34ZM60 126V127H59ZM120 126H121V129H123V130H121L120 129ZM12 127V128H11ZM19 127H21V128H19ZM59 127V128H58ZM117 127V128H116ZM8 128V129H7ZM74 128V129H73ZM2 129H4V130H2ZM13 129V131H11ZM62 129H64V130H62ZM125 129V130H124ZM262 129V128H261ZM67 130H69V131H67ZM120 130H121V133H120ZM257 131H258V128L256 129ZM7 131V132H6ZM19 131V132H18ZM35 131V132H34ZM62 131H64L65 133H67V134H69L70 133V135H67V134H65V133H62ZM124 131V132H123ZM132 131V132H131ZM257 131H255V132H257ZM12 132V133H11ZM24 132H26V133H24ZM42 133V134H40V133ZM113 132V133H112ZM120 133V134H118V133ZM129 132H131V133H129ZM138 132V134L140 135H142V136H137L136 135V133ZM254 132V133H255ZM16 133H18V134H16ZM75 133V132H74ZM123 133V134H122ZM124 133H125V136H122V135H124ZM128 133V134H127ZM132 133H133V135H134V137H136L135 139H134V137L132 136ZM3 134V135H2ZM20 134V135H19ZM26 134H28V135H26ZM62 134H63V137H62ZM64 134L66 135V136H68V138H66V136H64ZM250 134H251V132H250ZM253 134V133H252ZM252 134H251V137H249L250 135H249V133L247 132V134H246V131H244V136L246 137H249L248 138V140H250V138H251V140L249 141V142H253V140L255 141V142H257V140H260L259 139V137H260V134H261V132L257 135L256 133L255 134H253V137H252ZM263 134V133H262ZM261 134V135H262ZM2 135V136H1ZM14 135V136H13ZM20 137H19V136ZM22 135V136H21ZM24 135V136H23ZM72 135V136H71ZM114 135H116V137L114 136ZM255 135H257V139L255 138ZM3 136H5V137H3ZM26 136H28L29 137V139L28 140H26ZM37 136H39L40 138H38ZM70 136V137H69ZM234 136V135H233ZM17 138V139H15V138ZM27 137V138H28ZM31 137H32V140H31ZM37 138V140H36V138ZM118 137V141H117V143H116V140L117 139H115V138H117ZM123 137V138H122ZM141 137V138H140ZM222 137V141H226V140H224L223 139V137H225V135H223V136H221ZM228 137V135L225 137V139ZM6 138V139H5ZM10 138L12 139L13 138V141H11L10 140ZM65 138V139H64ZM107 138V139H106ZM134 139V141L135 140H137L138 141V139H140L138 142L137 141H135L136 142V144L138 145H136V144H134V143H132L133 142V139ZM235 138V137H234ZM20 139V140H19ZM34 139H35V141H34ZM113 139H114V141H113ZM124 139V140H125ZM230 139H232L231 138V136H229V138H228V140L230 141V142H232ZM253 139V140H252ZM9 142H8V141ZM16 140V141H15ZM22 140V141H21ZM61 140H63L62 142H61ZM65 140V141H64ZM109 140V141H110ZM144 140V139H143ZM218 140H221V139H217V141ZM227 140V141H228ZM25 141V142H24ZM78 141V140H77ZM77 141H75V139L74 138H72V143L74 144V142H77ZM100 141V142H101ZM125 141H127V140H125ZM125 141H123V142H125ZM217 141H216V143H217ZM225 142V143H223L222 142V144L224 145V144H226L227 145V143H230V142ZM3 142H5L4 143V145H3ZM51 142V143H50ZM61 142V143H60ZM166 142H170V141H168V140H166ZM220 142V141H219ZM248 142V141H247ZM248 142V143H249ZM8 143H10V144H8ZM11 143H12V145H11ZM23 143H24V145H23ZM35 145V146H32L33 144ZM41 143V144H40ZM115 143V144H114ZM119 143V144H118ZM207 143V142H206ZM205 143V144H206ZM213 142H210V144H212ZM216 143H214L215 145H217ZM254 143V142H253ZM26 144V145H25ZM51 146H50V145ZM70 145V146H74V145ZM109 144V145H108ZM202 146H203V142L202 143H200ZM208 145H210L209 143H207ZM214 144H212V145H210V147L212 146L213 147V145ZM254 144H256V143H254ZM254 144H252V145H254ZM23 145V146H22ZM53 145H54V147H55V149L53 150ZM64 145V144H63ZM131 148V147H133V146H135L134 148H135V150L137 151L138 149H139V153H138V151L136 152V153H138L137 154V156H138V160H137V162L138 163H140L139 165H138V163L136 164L135 163V161L134 160H136L137 158H136V153H135V151H134V148L132 149V150H129V149H126V148H128V146ZM131 145V146H130ZM152 146H153V144H151ZM170 145H171V142H170ZM208 145H206L205 147H207L208 148ZM214 145V147H213V149L216 147ZM219 145L221 146V143H219ZM226 145H224L225 147H226ZM249 145H250V143H249ZM42 147V149L43 150H41V153H40V148ZM69 146V145H68ZM127 146V147H126ZM137 146V147H136ZM224 146H221V148H219L218 147V145H217V147L216 148H219V149H216V150H218L217 151V155H213L215 152H216V150L214 149V152H212V153H210L211 152V150L209 151V150H207V148H205V147H203V148H205L206 150L205 151H207V153L206 152H204V153H206L205 154V156L204 155H200V156H202L201 157V159L203 158V156H204V161L202 160V162H205L203 165H205L206 163V165H205V167L208 165V172H207V170H206V172H207V174H208V176H210V178H212L211 177V174L213 173V171L214 172H216L218 169V164H216L217 163V160H215V158L217 159V157L219 156V154L218 153H221V155L223 154L222 152H224L225 153V151H226V149H225V151L223 150L224 149ZM22 147V148H21ZM33 147H35L36 149H37V147H38V153H37V151H36V149L35 148H33ZM45 149H44V148ZM48 147V148H47ZM142 147V146H141ZM209 147V149H211ZM223 147V148H222ZM19 148V149H18ZM27 148V149H26ZM30 148V149H29ZM66 148H68V147H66ZM107 148H108V150H107ZM165 148L167 149V144H166V146H165ZM169 148V147H168ZM2 149V150H1ZM8 149V150H7ZM15 149V150H14ZM21 149V150H20ZM59 149H61V150H59ZM126 149V151L127 152H125V151H123V150H125ZM212 149V150H213ZM18 150V151H17ZM25 150V151H24ZM33 150V151H32ZM46 150H47V154H46ZM53 151L52 153H51V151ZM64 150V149H63ZM128 150L130 151V154H132V157L133 158H136V159H132V157L129 155V154H127L128 153ZM142 150V151H141ZM169 149H167V151H168ZM201 150H203V149H201ZM219 150H220V152H219ZM1 151H2V153H1ZM5 151V152H4ZM17 151V152H16ZM57 151H58V153H57ZM116 151H118V152H116ZM155 151V150H154ZM166 150H165V154H168V152H170V151H168L167 152ZM204 151V150H203ZM202 151V152H203ZM5 154H4V153ZM31 152H33V153H31ZM50 152V153H49ZM105 154H104V153ZM124 154H123V153ZM133 152V153H132ZM142 152V153H141ZM146 152H147V150H146ZM210 153V157H211V154H212V156L213 157H211V158H209V160H207V161H209V162H207L206 161V155H209V153ZM43 153H45V155L47 156H45V155H43ZM54 153V154H53ZM73 153V154H72ZM122 153V154H121ZM126 153V154H125ZM135 153V154H134ZM199 153H201L200 152V150H199V152H198V154ZM39 154V155H38ZM42 154V155H41ZM56 154H58V155H56ZM103 154L105 155V156H103ZM170 154V153H169ZM202 154V153H201ZM216 154V153H215ZM10 155V156H9ZM33 155V156H32ZM48 155H49V157H48ZM52 155V156H51ZM69 155V156H68ZM113 155V157H115V158H113V159H111L112 157H110V156H112ZM115 155V156H114ZM125 155H127V157H129V160H130V162L129 163H132L131 164V167H132V169H133V172H132V175L134 174V175H137L138 177H135L134 178V176H132L131 175V173H130V171H132V169H130V168H128L127 169V172H128V175H127V172H125L126 170H125V168H124V163H127L129 160H128V158L125 156ZM129 155V156H128ZM220 155V156H221ZM43 156H44V158H45V160L43 159ZM60 156V157H59ZM103 156V157H102ZM141 156V155H140ZM143 156V155H142ZM199 156V157H200ZM215 156H217V157H215ZM3 157H5L6 159H3ZM10 159H9V158ZM13 157H16L18 160H19V162H18V160H16V158H13ZM35 157H37V159L35 158ZM38 157H40V158H38ZM42 157V158H41ZM125 157V158H124ZM198 157V158H199ZM10 160H8V159ZM47 158V159H46ZM59 160H58V159ZM61 158V159H60ZM104 158V159H103ZM127 158V159H126ZM146 158H148V159H146ZM152 160H151V159ZM213 158H214V160H215V162H213V166H212V170H209V166L211 167V165H209V164H212V161L211 160H213ZM14 159L17 161V163H16V161H14ZM29 159H31V160H29ZM40 159V160H39ZM49 159V160H48ZM50 159H52V160H50ZM124 159H126V160H124ZM143 159H144V161L146 162V166H149V167H146V166H144V167H142L145 163L143 162ZM200 159V158H199ZM201 159H200V162H201ZM3 160H5V161H7V162H3ZM34 160V161H33ZM42 160V161H41ZM46 160H48V161H46ZM62 160V161H61ZM154 160V161H153ZM213 160V161H214ZM13 161V162H12ZM27 161V162H26ZM31 161L32 162H35L34 164L33 163H31ZM37 161H40L39 162V164H41V165H38L39 167L38 168H36V166H35V164L37 163ZM43 161H44V163H43ZM60 161V162H59ZM66 161H67V163H66ZM124 161V162H123ZM149 161H153V162H149ZM211 161V162H210ZM10 162V163H9ZM50 162V163H49ZM63 162V163H62ZM114 162V163H115ZM142 162V163H141ZM5 163V164H4ZM49 163V164H48ZM61 163V164H60ZM104 163V164H103ZM128 163V164H129ZM135 163V164H134ZM147 163H151L152 165H150V164H147ZM217 165V168H216V165ZM6 164H9V165H6ZM65 164L68 166H65ZM127 164V165H128ZM142 164V165H141ZM13 165V166H12ZM48 165H50L49 166V168H48ZM53 167H52V166ZM105 167H103V166ZM110 165V166H109ZM135 165V167H133ZM136 165H138V166H136ZM140 165H141V167H142V169L144 170H142L141 169V167H140ZM200 165V164H199ZM215 165V166H214ZM6 166H7V168H6ZM27 166V167H26ZM113 166V167H112ZM9 167V168H8ZM34 167V168H33ZM51 167V168H50ZM63 167V168H62ZM67 167V168H66ZM111 167H112V169L113 170H115L114 172H116V173H114L113 172V170L111 169ZM136 167H138V169L136 168ZM220 167V166H219ZM16 168V169H15ZM119 168H121V170L124 172V173H126V175L125 176H132V177H128L127 179L125 178V181L123 180H121V179H124V177L121 175V173L119 172ZM136 168V169H135ZM157 169H158V167H156ZM206 168V169H207ZM215 168V169H214ZM22 169V170H21ZM26 169V170H25ZM42 171H41V170ZM62 169H63V172H62ZM76 169V170H75ZM104 169H105V172H104ZM151 170V171H149V170ZM154 169H155V167H154ZM157 169H155L154 171H155V173H153L154 175L156 174V173H159L158 171H157ZM170 169V168H169ZM20 170V171H19ZM31 170H33V171H31ZM35 170H36V172H35ZM53 170H54V172H53ZM75 170V171H74ZM112 170V171H111ZM118 172H117V171ZM120 170V171H121ZM125 170V171H124ZM130 170V171H129ZM143 171L142 173L141 172H138V171ZM220 170H221V168H220ZM220 170H218L217 172H218V177L215 175L216 173H214V175L212 174V176H216V181H218V180H220V181H222L221 179L222 178H224V175L222 174V176L223 177H221L220 179H219V176L221 175L220 173ZM29 173H28V172ZM65 171V172H64ZM145 171V173H147ZM157 171V172H156ZM169 171V170H168ZM209 171H211V173H209ZM222 172H224L223 171V169L221 170ZM19 172V173H18ZM31 172H35V173H33V174H35V175H33ZM58 172V173H57ZM91 172H93L94 173V170L93 171H91ZM104 172V174L108 177V179H110L111 181H110V183L112 182L113 183V185H111L110 186V183H108L109 181H108V179L107 180H104V178L106 177V176H103L102 177V173ZM111 172H112V174H111ZM220 172V173H219ZM12 173V174H11ZM24 173V174H23ZM54 173H55V176H54ZM66 173V174H65ZM70 173H73V174H70ZM75 173V174H74ZM118 173H120L119 175H118ZM124 173H123V175H124ZM139 173H141V174H139ZM150 173V174H151ZM67 174H69L68 176H67ZM148 174V173H147ZM36 175H38V176H36ZM57 175V176H56ZM73 175H77L78 176V178H77V180H75L76 178L75 177H77V176H73ZM91 175H94V174H92L91 173ZM112 175V176H111ZM121 175V176H120ZM145 175V174H144ZM159 174H157L155 177H157ZM5 176V177H4ZM35 176V177H34ZM45 176V177H44ZM61 176V177H60ZM71 176V177H70ZM85 176H87V174L85 175ZM94 176H96V175H94ZM116 176H117V179H115L116 178ZM147 176V175H146ZM13 177H15V178H13ZM18 177V178H17ZM39 177V178H38ZM56 177V178H55ZM60 177V178H59ZM67 177H68V180H67ZM79 177H81V178H79ZM114 177V178H113ZM145 177V176H144ZM155 177L154 178H152V180L154 181V183L156 182V180H155ZM9 178V179H8ZM24 178H25V180H24ZM27 178V179H26ZM55 178V179H54ZM140 178H138L139 179V183H138V185H139V187L136 185V183L134 184L136 187H138V188H141L142 189V187H140V183L141 182H143L144 180H146V179H144V178H142V181H141V179ZM149 179L151 178V177H148ZM158 178V177H157ZM62 179H63V181H64V179H66V181H68V183H69V185H70V183H71V185H72V188H70V190H69V188H68V190H66V191H64V190H59L60 189V186H62ZM137 179V180H138ZM144 179V180H143ZM16 180V182H14ZM52 180V181H51ZM55 182H54V181ZM73 180H75L74 182L75 183H73ZM127 180V181H126ZM215 180V177L213 178V180L212 181H214ZM46 181V182H45ZM108 181V182H107ZM120 181H122V182H120ZM136 181V180H135ZM147 182V185L148 186H146V188L148 187H150V186H152L151 184L153 183H151V181H149L151 184H149V182H148V180H146ZM220 181H218V186H219V184H224V186H225V182L223 183V181L221 182V183H219ZM10 182H12L14 185H17V186H13V185H11V186H13V187H10L8 184L10 183ZM51 182V183H50ZM17 183V184H16ZM108 183V184H107ZM145 183V181L143 182V186L145 187V185L146 184H144ZM153 183V186L155 185ZM213 183H215V182H213ZM19 184V185H18ZM28 184V185H27ZM54 184V185H53ZM56 184V185H55ZM59 185V189H57L58 187V185ZM61 184V185H60ZM73 184H75V186L73 185ZM117 184V185H116ZM216 184V185H217ZM21 185V186H20ZM44 185L47 187V186H50V188L52 187V188H55V186H56V190H58L57 191V193H56V190L54 189V191L52 192L50 189H48V190H50V191H48L47 190V188L46 187H44ZM105 185H109V187L108 186H106L105 187ZM134 185H133V188H134ZM141 185V186H142ZM221 185V186H222ZM8 186V187H7ZM31 186H32V188H31ZM37 186V187H36ZM42 186V187H41ZM212 186H213V184H212ZM218 186H216V188L218 187ZM8 188V191H7V188ZM33 187H34V190H33ZM111 187V188H110ZM135 187V188H136ZM144 187H143V190H144ZM220 187V186H219ZM223 187V186H222ZM222 187H220L219 188V191H221L222 193L224 192L221 188ZM226 187V186H225ZM4 188H6V189H4ZM46 188V189H45ZM49 188V187H48ZM106 188V189H107ZM146 188H145V192L148 190V192H147V195H148V193L150 192V189H151V187L149 188V189H147L146 190ZM10 189V190H9ZM18 189V190H17ZM21 189V190H20ZM75 190V191H73V190ZM79 189V188H78ZM107 189V190H108ZM214 189V188H213ZM221 189V190H220ZM224 190H225V192H227L226 191V189L225 188H223ZM43 190H45V191H43ZM109 190H108V195H110L109 194ZM115 190H117V189H115ZM114 190V191H115ZM137 190H140V189H137ZM152 191L154 190V189H151ZM215 190V189H214ZM217 190H218V188H217ZM2 191V192H1ZM5 191V192H4ZM9 192L8 194H6L5 195V193H7V192ZM12 191V192H11ZM17 191V192H16ZM47 191V192H46ZM63 191H64V194H63ZM67 191H69V193H73V194H70L69 196L70 197H72V198H70V199H72L71 201H70V206H71V203H72V201H73V199L77 196L76 194H79V198H80V196H81V198H83L84 200L82 201L83 203H79V202H81V201H79L78 202V200H77V202H75L76 201V199H74L75 201H73V203L75 204V205H77V203H79V206L77 205V207L75 208V209H77V210H75L74 212L73 211H71V210H74L73 209V207L75 206H72V208L71 207H69L70 208V210L68 209V208H63L62 207V205H64V203L62 204V202L60 203V204H62V205H59V208L60 209H62L63 208V210L64 209H67L66 210V212L68 213V215H66V212H64V211H60L61 213L62 212H64L61 216L59 215V217L57 218V216L58 215H55L54 214V216L55 217H53V215H52V213L50 214L51 216H48V220H49V222H47V224H48V226H47V224H46V221H44V220H41V222L39 221V224H43V223H45V225H40V227H39V224H37L38 223V221H37V218L39 219V218H41V219H43L42 217H38L37 216V207H38V209H39V205H40V207H41V205H42V207L44 208V207H46L48 204V206H47V211H50V210H53L52 208L54 207V205H52L54 202L56 203L55 205H57V204H59V203H57V201L55 200V199H57V198H59L60 196H58V195H61V197L62 198H64L65 196H67V194H68V192ZM72 191V192H71ZM77 191H79V192H77ZM102 193H101V192ZM151 191V193H152V196L150 195L151 193H149V198H147L148 200L151 198V200H153L154 201V192L155 191H153L152 192ZM219 191H218V193H219ZM19 192V193H18ZM43 192V193H42ZM49 192H50V195L51 194H55V196L54 195H51V196H49ZM67 192V193H66ZM75 192H77V193H75ZM104 192V193H103ZM223 193V196H221L220 198H226V199H228L227 197H229V201H228V203L229 204H224L223 206L224 207H227V209H224L223 208V206H222V209L224 210V211H228L229 210V208L228 207H232V206H230L232 203H234V201H232V200H234V193L232 192L231 194H228V193ZM27 193V194H26ZM83 193V194H82ZM222 193H220V195H222ZM3 194V195H2ZM11 194H13V195H11ZM23 194V195H22ZM66 194V195H65ZM87 194V195H86ZM99 194H106V197L103 195V197H104V199H102L103 197H100L101 195H99V197H98V199L100 198V199H102V200H100V201H104L105 203L104 204H106V205H108L109 206V208H108V206L107 207H104V206H106V205H104L103 203H101L99 200H97V196ZM11 195V196H10ZM29 195V196H28ZM42 195V196H41ZM43 195H44V197H43ZM57 195V196H56ZM75 196V197H73V196ZM84 195H86V196H84ZM226 195H229V196H227L226 197ZM13 196H15V197H13ZM26 196V197H25ZM52 196H53V198H52ZM90 196V197H89ZM225 196V197H224ZM230 196H232L233 197V199L230 197ZM57 197V198H56ZM77 198V197H76ZM87 198V199H88ZM8 199V200H7ZM39 199H40V202H39ZM49 199H50V201H49ZM54 199V200H53ZM232 199V200H231ZM7 200V201H6ZM10 200V201H9ZM44 202H43V201ZM60 201H61V198L59 199ZM222 200V199H221ZM221 200H220V202H221ZM225 199H223V201H224ZM13 201H15V202H13ZM33 201H34V203H33ZM42 201V202H41ZM54 201V202H53ZM60 201H58V202H60ZM62 201H63V199H62ZM88 201V203L90 202L89 200H86L85 201V203ZM227 201V200H226ZM226 201L224 202V203H226ZM230 201H232V203H230ZM149 202H150V204L152 205V201H150L149 200ZM16 203V205L14 206V204ZM29 203V204H28ZM36 204L37 205V207H35V210H34V206L35 205H33V204ZM73 203H72V205H73ZM91 203V202H90ZM89 203V204H90ZM145 204H146V202H144ZM143 203V204H144ZM221 203H223V202H221ZM220 203V204H221ZM44 204V205H43ZM46 204V205H45ZM50 204L52 205V206H50ZM87 204V203H86ZM101 204H103V207H100L101 206ZM111 205V206H110ZM228 205V206H227ZM14 206V207H13ZM132 206H135V203L132 205ZM13 207V208H12ZM41 207V208H42ZM100 207V208H99ZM30 208V209H29ZM33 208V209H32ZM80 208V209H79ZM137 208H139V207H137ZM145 208H147L146 206H145ZM13 209V210H12ZM27 209V210H26ZM6 210V211H5ZM11 210V211H10ZM34 211L31 215H30V213L29 212H31V211ZM69 210V211H68ZM99 210H98V212H99ZM124 210V209H123ZM14 211H17V212H19V214L18 213H15V215H14ZM23 211H24V213H23ZM78 211H79V213H78ZM9 212L10 213H12V214H10L9 215ZM35 212H37V213H35ZM60 212H59V214H60ZM111 212V213H110ZM145 212V211H144ZM5 213H7V214H5ZM27 215H26V214ZM34 213H35V215H34ZM148 213V212H147ZM23 214H25L26 216H24ZM124 213H121L120 214V217H121V219L123 218V215ZM6 215V216H5ZM17 215V216H16ZM29 215V216H28ZM32 215H34V216H32ZM70 215V216H69ZM80 215V214H79ZM78 215V216H79ZM105 215H103L102 216V218H104V216ZM147 215H149V214H147ZM147 215L145 214V216L147 217ZM4 216V217H3ZM19 216V217H18ZM31 216L32 217H34V218H31ZM63 216V217H62ZM64 216H66V217H64ZM69 216V217H68ZM72 216V217H71ZM74 216V217H73ZM78 216H76V217H78ZM5 217H6V219H8L7 221L9 222H7L8 223V225H5V221H6V219H5ZM9 217V218H8ZM27 217V218H26ZM37 217V218H36ZM50 217V218H49ZM68 217V218H67ZM80 217H81V215H80ZM230 217V216H229ZM21 218V219H20ZM29 218V219H28ZM52 218V219H51ZM61 218V219H60ZM74 218V219H73ZM25 219V220H24ZM28 219V220H27ZM32 219H34V221L31 220ZM54 219V220H53ZM68 219V220H67ZM71 219H73V220H71ZM124 219V218H123ZM30 220V221H29ZM35 220H36V224L34 223L35 222ZM58 220V221H57ZM148 220V219H147ZM14 221V223H12ZM43 221V222H42ZM68 221H69V223H68ZM80 221V220H79ZM105 221V222H104ZM138 221H140V222H138V224H136V225H133V226H130L131 228H132V231L134 232H131L132 234H134V236H133V239L134 240H137L138 239V236H140V237H146V238H144L143 237V239H146V240H150L151 239V236H154V235H152V230H153V228H150V230H149V228H148V230L146 231L145 229H144V227L145 228H147V226L148 227H151L152 225L151 224H149V222H147L146 220H143L142 219V221L141 220H138ZM145 221V223H144V225L141 227V225L143 224V222ZM31 222V224H29ZM55 222V223H54ZM70 222H71V224H72V222L74 223V224H72V225H70ZM106 222H107V224L108 225H111V226H108L107 224H106ZM113 222V223H112ZM147 222V223H146ZM11 223V224H10ZM18 226H17V225ZM22 224V225H21ZM30 226H29V225ZM33 224V225H32ZM69 224V226H67ZM75 224H77V226H74ZM105 224V225H104ZM140 224V225H139ZM147 224H149V225H147ZM85 225H87V223H85ZM107 225V226H106ZM121 227H120V226ZM147 225V226H146ZM10 226V227H9ZM12 226V227H11ZM27 226H29L28 228H27ZM38 226V227H37ZM41 226H45V227H43V228H41ZM66 226V227H65ZM97 226H99V227H97ZM119 227V228H121V229H117V231L115 232L114 230H116V228L115 227ZM17 227V228H16ZM26 227V228H25ZM32 227H33V229H32ZM36 227V228H35ZM65 227V228H64ZM69 227V228H68ZM75 227V228H74ZM117 227V228H118ZM14 228V229H13ZM31 228V229H30ZM34 228H35V230L38 232H36V231H34ZM49 228V229H48ZM74 228V229H73ZM109 228H111V229H109ZM115 228V229H114ZM143 228V229H142ZM6 229H9V230H6ZM11 229V230H10ZM12 229H13V231H12ZM16 229V230H15ZM26 229V230H25ZM30 231H29V230ZM41 229V230H40ZM44 229V230H43ZM53 229V230H52ZM69 229V230H68ZM73 229V230H72ZM109 229V230H108ZM114 229V230H113ZM152 229V230H151ZM25 230V234L23 233V231ZM33 230V231H32ZM50 230V231H49ZM103 230H104V233L105 234H103ZM110 230H112V231H114V232H110V233H114L116 236H113L114 234H111L110 235V233H107L108 231H110ZM6 231V232H5ZM19 233H17V232ZM52 231V232H51ZM55 231V232H54ZM64 231H66V232H64ZM100 231H102L101 232V234H100ZM145 231V232H144ZM148 231H150V232H148ZM11 232H14V233H12L13 235L15 234V232H16V236H19V237H17V239L19 238V240H17L16 239V237L14 238V236L12 235V237H10V239H11V241H10V239L8 240V238H9V235H11ZM30 232V233H29ZM36 232V233H35ZM51 232V233H50ZM73 232V233H72ZM118 232V233H117ZM119 232H122V233H124L123 235H122V233H119ZM7 233H9V235H8V237H7V239H5L6 237V235L5 234H7ZM47 233V234H46ZM93 233V235H91ZM117 233V234H116ZM137 233V237H136V234ZM150 233H151V235H150ZM5 235L4 237L2 236V235ZM50 234V235H49ZM68 234V235H67ZM72 234H76V236L75 235H72ZM103 234V236L102 237H100L101 235ZM120 234V235H119ZM24 236V239L22 238L23 236ZM26 235H28V236H26ZM32 235H33V237H32ZM36 235V236H35ZM48 235V236H47ZM80 235H82L81 233H80ZM91 235V236H90ZM96 235L98 236L99 235V237H98V239L96 238ZM105 235H108V236H106L105 237ZM119 235V236H118ZM143 235V236H142ZM41 237V238H39L38 239V237ZM45 236V237H44ZM69 236V237H68ZM129 237H130V235H128ZM26 237V238H25ZM51 237V238H50ZM68 237V238H67ZM74 238V239H76L77 240V242H75V241H73L74 239H72V238ZM81 237V238H80ZM110 237V238H109ZM132 237V236H131ZM135 237V238H134ZM4 238V239H3ZM29 238V239H28ZM32 238V239H31ZM70 238V240H68ZM77 238H79L80 240H78ZM101 238V239H100ZM105 240H104V239ZM153 238V237H152ZM15 239V240H14ZM33 239H35L36 240V242H34V243H37V245H41V243L43 244V243H46L47 244V246H46V244H45V246H40V247H38L36 244L34 245L33 244ZM47 239H49V241L46 240ZM84 239V240H85ZM100 239V241H102V244H101V242L100 241H98ZM120 239V238H119ZM119 239H118V241H119ZM140 240H142L141 238H139ZM138 239V240H139ZM6 240V241H5ZM28 240V241H27ZM68 240V241H67ZM83 240V241H84ZM96 240H97V243H96ZM111 240V241H112ZM13 241H15V242H13ZM20 241V242H19ZM32 242L31 244H32V246L34 245L35 246V248H36V250H35V248L34 247H32L31 245H30V242ZM66 241V242H65ZM78 241L80 242L79 244H78ZM88 241V239H86V241H84V242H82V243H84V245H88V243L90 244V241H88V243L87 244H85V242H87ZM104 241V242H103ZM144 241V240H143ZM153 241V240H152ZM27 242H29V246L31 247V248H33V249H31V250H33V252L36 254V252H37V254L36 255H34V253L33 252H29V251H31L30 249H29V246L27 245ZM41 242V243H40ZM55 245H52V243ZM68 242H75L76 244H77V247H75L76 245H74L73 243V245L72 244H69ZM91 242V243H92ZM99 242H100V244H99ZM113 242V241H112ZM114 242H117V241H115L114 240ZM4 243V244H5ZM39 243V244H38ZM51 243V244H50ZM66 243H68V245H66V246H68L69 248H70V246L72 245V247L74 248V250H73V248H72V250L71 249H69L68 247H66L65 246V244ZM103 243H105V244H103ZM25 244V245H24ZM49 244V245H48ZM92 244H94V243H92ZM107 244V245H106ZM6 245V244H5ZM8 245H6V246H8ZM12 245V247H13V244H11ZM11 245H9V246H11ZM62 246V249H65V251L67 252H61V246ZM70 245V246H69ZM96 245V246H97ZM102 245H106V246H102ZM2 246H3V244H2ZM17 246V245H16ZM16 246H14V247H16ZM99 246H102V250L100 249V247ZM5 247V246H4ZM13 247V249H15L16 250V248H14ZM45 247V248H44ZM106 247V249L104 250V248ZM3 248V247H2ZM2 248H1V244H0V251L2 250ZM6 248V247H5ZM11 248V247H10ZM9 248V249H10ZM19 248V247H18ZM17 248V253H18V251H21V248H19L18 249ZM39 248H40V250H39ZM42 248H44L45 250H42ZM54 248V249H55ZM58 248H59V251H58ZM68 248V249H67ZM12 249V252H10L11 251V249L10 250H8V248H6V250L9 252L8 254H10V255H12V254H15L14 252H16L15 250H13ZM28 249V250H27ZM53 249V248H52ZM61 249V250H60ZM76 249H77V251H76ZM5 250V251H6ZM42 250V251H41ZM71 250V251H70ZM2 251H4V249L2 250ZM4 251V252H5ZM7 251H6V254H7ZM40 253H39V252ZM49 251H45V252H49ZM102 251H105L104 253L105 254H103V252ZM108 251H109V249H108ZM22 253H23V250L21 251ZM21 252H19V253H21ZM26 252H27V254H26ZM74 252H76V253H74ZM102 252V253H101ZM110 252H108V254H109ZM30 254V255H29ZM41 254H40V256H41ZM99 254V255H100ZM15 255H17V254H15ZM107 255V254H106ZM21 256H23V255H21ZM21 256H16L17 258H22ZM108 256V255H107ZM24 257V258H25ZM28 257V258H29ZM104 257H106V256H104Z\"/></svg>",
	"mask_w": 264,
	"mask_h": 264
}]
</instances>
